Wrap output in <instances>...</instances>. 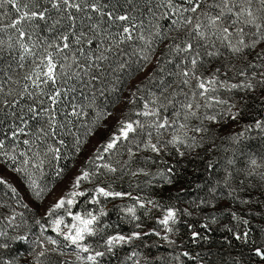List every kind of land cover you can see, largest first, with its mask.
<instances>
[{"label":"snow or ice","instance_id":"obj_1","mask_svg":"<svg viewBox=\"0 0 264 264\" xmlns=\"http://www.w3.org/2000/svg\"><path fill=\"white\" fill-rule=\"evenodd\" d=\"M240 92H264V0H0V157L20 159L22 166L13 171L42 202L54 191L42 183L44 166L62 159L67 138L75 157L105 133L76 169L69 189L35 221L38 236L31 241L26 235L9 236V228L20 227L17 216L22 213L13 209L0 217V264H21L6 254L17 241L31 245L26 264H102L125 246L131 251L119 264L196 260L188 251L153 257L135 243L148 248L145 238L156 236L176 244L171 237L179 234V215L191 216V211L164 207L115 185L139 176L150 177L148 184L156 176L172 184L175 166L166 158L192 157L206 145L207 151L215 150L216 129L227 120L239 124L242 110L235 96ZM118 104L123 106L119 115L112 110ZM253 127L264 133V120L221 138L239 145ZM21 144L25 147L17 154ZM233 153L228 166L243 155L237 149ZM142 162L165 167L154 175L146 167L134 168ZM64 171L58 167L55 176L64 179ZM224 172L229 196H235L245 178H258L264 187V157L258 161L250 154L246 167ZM0 185L19 196L3 175ZM125 199L133 203L120 205V211L136 230L109 231L114 226L104 219L106 205ZM80 204L93 207L73 211ZM138 209L144 216L161 210L156 222L164 234L143 230ZM231 215L249 224L236 212ZM216 222L213 216L211 223ZM188 227L194 243L208 239ZM201 227L212 230L208 223ZM227 230L235 240L250 242L251 229ZM251 252L264 264V245Z\"/></svg>","mask_w":264,"mask_h":264},{"label":"trees","instance_id":"obj_2","mask_svg":"<svg viewBox=\"0 0 264 264\" xmlns=\"http://www.w3.org/2000/svg\"><path fill=\"white\" fill-rule=\"evenodd\" d=\"M9 14L14 15L11 10H9ZM5 23H7V18ZM4 38L6 39V36ZM126 92L127 90H125ZM242 96L244 97L243 99H241ZM235 100L238 107L242 110L239 124L227 120L226 123H222L216 129L215 150L207 151L206 145L204 149H198L197 153L193 154L192 157L184 159L179 157L166 158L169 159L171 165L175 166L172 184L165 183L159 176H156L151 184L146 183L151 178L144 176L136 178L125 177L123 181H118L121 189L131 192L133 196L151 198L164 207H175L181 210L187 208L192 212L191 216L184 215L183 212L179 215L180 223L177 225L179 234L176 244L169 245L156 237H146L145 240L150 247L145 248L138 241L137 244H141L139 251L149 253L153 257L164 258H167L169 254L174 255L182 251H188L192 256L197 257L196 260L182 257L184 264H236V261H239L240 264H249L254 262L256 257L252 255L251 249L264 244V232L261 231L264 228V187H261L258 178H245V184L240 187L235 196H229L230 188L224 184V170L225 168H230L235 174V169L247 166V159L250 154H255L258 161L261 157H264V133L253 127L252 131L246 133L247 138L243 139L239 145L221 137H227L239 132L248 124L254 125L258 119L264 120V92L248 93L247 95L240 92L236 94ZM31 124L35 125L36 122L33 121ZM67 143L68 147L62 150V159L59 162L53 160L51 163L45 164V176L42 183L53 185L55 181L59 180L55 176L58 167H62L65 170V175L77 162L80 155L74 157V152L71 148V137L67 138ZM9 144L11 145V142ZM24 147L21 144L16 149L17 154ZM233 149L242 151L243 155H237L235 157L236 164L228 166L227 160L233 158ZM9 151L11 152V147ZM0 160L5 163L12 162L15 168L22 166L19 158L15 162L4 157H0ZM210 162L213 165L212 168L208 167ZM135 167H146L155 175L165 166L163 164L145 165L142 162L134 165ZM17 175L21 179L24 178L19 173ZM137 184L139 185L138 187ZM235 186L236 184L233 182V187ZM213 188L216 190L215 193L210 191ZM8 192L0 185V204L7 206L0 207V217L10 215L13 210L11 205H9L11 194ZM201 200L206 201V203L201 204ZM244 200L249 202L243 203ZM207 201L211 203H207ZM130 203H133V201L127 199L125 202L116 203L110 207L106 221L111 223L114 228L109 229V231H122L125 234L133 231V223L127 222L128 217H124V213L119 208L120 205ZM143 212V209H138L137 214L141 218L145 217ZM232 212H236L242 219H247L249 224L244 225L242 221L233 219ZM213 216L217 220L214 224L211 223ZM121 217L124 218L121 219ZM146 221L152 225L150 218L146 219ZM22 222V217L17 216V223L20 224V227L9 228V236H14L17 232H32V230H27L28 226H24ZM204 223L209 224L212 229L210 232L201 227ZM116 225H119V227L116 228ZM188 225H192L195 230L200 231L202 236H207L208 239L194 243L191 239V230ZM0 227H3V225H0ZM228 228H232L238 233H242L246 228L251 229L250 242L245 244L243 241L235 240L233 234L227 230ZM228 241H231V243L229 244ZM251 241H255V243ZM11 243L12 248L10 252L6 253L7 255L17 257L19 260L20 255L25 253L28 255V248L25 243L19 241ZM123 254V250L122 252L116 250L115 258L110 264H119L120 255ZM197 254L199 255L197 256Z\"/></svg>","mask_w":264,"mask_h":264},{"label":"rangeland","instance_id":"obj_3","mask_svg":"<svg viewBox=\"0 0 264 264\" xmlns=\"http://www.w3.org/2000/svg\"><path fill=\"white\" fill-rule=\"evenodd\" d=\"M125 95H127V92L125 93ZM122 110H123V106L122 105H117L115 107V109H114V111L118 115H119V113ZM108 123H109V126L111 127L114 124V120L110 119L108 121ZM104 135H105V133L101 132V133H98L96 138H92L91 139V143L85 147V149L83 150V153L79 156V158H78L77 162L75 163V165L70 169V171L67 174L64 175V179H62V180L59 179V180L55 181L53 183V185L52 184L50 185V186H54V191H53V193L51 195L46 196L44 201H42V202L41 201H37L35 199V197L31 194L30 190L27 187V181L25 180V178L21 179L17 175V173L15 171H13V169L15 168V165L13 167L12 162L5 163L4 161L0 160V175H3L9 181V183H11L14 187H16L17 190H18V193H19L18 197H14V196H12L10 190L6 186L2 185L3 189L7 190V192L9 191L8 193L11 194V200L9 199V205H11V207L15 210L16 213H22L23 214L22 215V219H23L22 223L24 224V226H28L27 230H32V232H29V233L26 232V231L23 232V233L17 232V233H15L14 236L26 235V236H28L29 241H31L34 238V236H38L39 235V231H40L39 225H37L35 223V221L37 219L41 218L44 210L48 206H50V204L59 195H61L64 191H67L69 189L70 181H71L72 176L74 175L76 169L79 168L81 165H83L84 160L87 158V156L91 152L92 146L95 145L97 139L102 138ZM88 187H91V185H88ZM115 187H116L117 190L123 191L121 189L118 181H117ZM81 199H83V198H81ZM17 200H19L20 202L17 203ZM126 200L127 199H125V200H116V201H112L110 203H107L106 210L109 211L110 207L113 204L120 203V202H125ZM24 205H27V207H25ZM90 207H93V206L80 204L75 209H73V211H82V210H84L86 208H90ZM161 217H162V211L161 210L152 209L151 211H149L147 217L146 216L142 217L141 221H140L144 225L143 230L146 231L148 229L155 228L157 231L161 232V235H163L164 234L163 227L161 225H158L157 222H156L157 219L161 218ZM106 218L107 217H105L104 219L106 220ZM148 218H150V220L152 222V225L147 223L146 219L148 220ZM175 227L178 228L177 225ZM133 230H136L135 227H134V223H133ZM46 234L55 236V234L52 233L51 231H49ZM151 237H156V236H151ZM156 238H158L162 242L167 243L166 241H163L160 237H156ZM171 238L177 240L178 235H173ZM137 242H135V243H137ZM23 243H25L27 245L28 252H29L30 247H31L30 243H28V242H23ZM117 250H120L121 252L123 250L124 254L120 255L121 259H123V257L128 252L131 251V247L130 246H125L124 248L117 249ZM66 251L71 252V249H67ZM26 256H28L26 253L23 254V255H20L21 264H26V261H25V257ZM66 258H68V257H66ZM114 258L115 257L113 255L109 254V255H107L106 257H104L102 259V264H110L113 261ZM71 259L74 260V257H71ZM249 264H261V263H260V261L258 259L255 258L254 262H250Z\"/></svg>","mask_w":264,"mask_h":264}]
</instances>
